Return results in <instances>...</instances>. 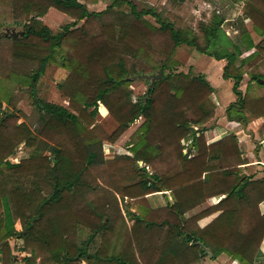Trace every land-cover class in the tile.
I'll use <instances>...</instances> for the list:
<instances>
[{
    "label": "trees",
    "instance_id": "1",
    "mask_svg": "<svg viewBox=\"0 0 264 264\" xmlns=\"http://www.w3.org/2000/svg\"><path fill=\"white\" fill-rule=\"evenodd\" d=\"M124 3L131 11L127 20L117 16L113 7ZM0 4L5 8L3 15L21 22L24 31L23 36L17 38L1 36L12 40V46L5 57L11 70L0 78V175L7 167L6 173L18 178L12 188L0 194L2 264H11L15 248L12 249L10 243L12 238L37 242L39 248L50 254V264H78L80 261L87 264H203L204 256L216 257L222 251L239 264H264V253L260 250L264 212L258 205L248 203L245 192V188L252 185L264 199V180L251 181L249 176L240 174L241 150L235 133L206 141L205 123L216 109L212 97L215 87L201 72L178 70L174 57L179 45L188 44L217 60L224 59L222 77L233 80L235 95V100L226 107V116L230 121L245 124L248 114L264 115V74L252 72L246 90L241 88L243 69L259 61L264 54V38L255 43L250 32L244 29L241 43L252 52L243 56L238 64L241 43L233 42L232 49L211 50L219 41L220 33L224 34L222 19L202 27L203 40H200L190 30L165 20L152 8L139 10L131 0H114L101 11L89 10L80 0H0ZM250 5L248 13L255 30L264 36V0H250ZM50 7L67 13L73 20L53 32L40 19ZM25 14L28 19L21 21ZM145 14L156 17L159 25L146 19ZM82 19H85L84 24L74 28ZM226 43L231 41L226 40ZM51 63H58L69 71L60 88L70 97L78 113L39 96V79ZM22 64H26L25 71H17ZM245 64L248 65L245 67ZM160 69L162 76L152 85L150 80L148 90L133 100L128 87L132 76L148 75ZM12 83H17L20 89H29L31 103L44 118L41 132L51 135L50 138L58 137L56 142L39 138L27 124L18 122ZM99 102L119 123L111 134L95 122ZM139 117H143V122L132 135L130 152L133 156L123 154L110 163L128 183L120 188L113 183L111 188H104L112 195V200L108 198L102 205L97 203V207L92 204L87 214L71 222L67 212L71 211L72 195L76 194L74 188L87 184L83 176L96 161V152L90 150L89 145L102 140L114 141ZM186 140L188 142L183 144ZM40 142L52 154L47 166L10 160L18 144L38 147ZM186 146L191 150L186 151ZM147 166L151 167V172ZM140 171L146 172L143 180L138 177ZM41 172L50 188L34 204L30 197L42 189L34 182ZM158 190H171L175 203L153 209L146 195ZM218 193L226 196L215 207L196 216H185L188 209ZM117 194L123 201L132 199V211L127 208L132 226L126 225L125 231L122 230L123 234L127 233L124 247L110 254L106 252L108 240L120 228L119 219L123 215L119 205L114 207ZM74 203L78 204L77 195ZM215 209L222 212L209 225L194 226L197 219ZM112 217L116 220L114 223ZM17 220L22 226L20 230L16 228ZM78 221L91 230L80 243L66 234V231L74 232ZM237 230L245 237L237 248H232L229 242ZM37 244L24 257L25 264H36ZM16 248L27 251L25 244H17Z\"/></svg>",
    "mask_w": 264,
    "mask_h": 264
},
{
    "label": "rangeland",
    "instance_id": "2",
    "mask_svg": "<svg viewBox=\"0 0 264 264\" xmlns=\"http://www.w3.org/2000/svg\"><path fill=\"white\" fill-rule=\"evenodd\" d=\"M84 2L89 10L93 11H101L107 8L108 5L112 4L114 0H80ZM139 10L141 9H150L155 10L159 13L165 20H169L171 22H175L177 26L184 28L185 30H190L191 34H195L198 36L200 40H203V30L202 27L210 26L214 24L217 19H222V29L223 33L219 35V41L215 46H212L213 50H223L224 48L232 49L231 44L241 43V35L244 29L250 32L255 43H259L264 36L261 35L257 30H255L253 21L251 20L249 13L250 12V0H131ZM250 5V6H249ZM115 10V14L117 16H121L123 18H130V7L126 3L122 5L113 6ZM4 6L0 4V31L4 30L6 27L15 28L16 30H23V25L21 22H15L13 19L9 18L7 15H3ZM28 15L25 14L22 16L21 21H25L28 19ZM144 17L152 22L154 25L158 26L159 23L156 17L151 16V14H145ZM43 23L49 26L53 32H57L61 29L63 24H66L72 21V17L67 13H64L54 7H50L47 12L40 18ZM85 19H82L76 27H80L84 24ZM226 40H230L231 43H226ZM12 46V40L4 39L0 37V78L4 77L11 70L9 64L5 61V57L8 56L9 51ZM241 55L238 56L237 61L240 64V60L243 56L250 54L252 50H246L241 43ZM175 59L177 60L176 68L178 70H182L186 73L193 72L203 73L208 78V73L212 75V80L214 84L218 87H221L220 92L225 97L227 93L230 92L232 96L234 93L232 88L230 89V85L228 86V80L222 77V73L220 74V66L222 63L218 62L213 56L205 53H201L194 46H190L188 44H181L176 48ZM56 58L59 60V53L56 54ZM223 64L226 63L224 59L221 60ZM213 65V66H212ZM248 64H245V67ZM26 64L19 65L17 67V71H25ZM244 70V78L241 82V88L243 91L246 90L247 82L250 79L251 73H260L264 74V54L260 57L259 61L255 62L248 66L247 69ZM68 70L62 68L58 63H51L46 67L45 73L40 77L38 82V93L39 96L43 99L54 102L57 104H61L67 107L69 110L78 113L77 109L71 104L70 97L65 94L64 91L60 88V84L64 83L68 77ZM154 73H158L155 71ZM220 74V75H219ZM215 75H219L218 77ZM232 85H233V80ZM150 79H146L144 77H136L132 78L128 87L131 90V95L133 100L138 96L143 95L149 87ZM13 84V83H12ZM14 101H15V113L18 117V122H24L28 125V127L33 130V132L39 136V138L49 139L51 142H56L58 137L50 138L49 134L42 133V125L44 122V118L42 117V113L39 108L33 105L28 97L29 89L26 87L24 89H20L18 84L14 83ZM256 85L253 83V88ZM262 91H264L262 89ZM216 102V108L219 104V93L214 92L212 94ZM219 104V105H218ZM264 116V115H263ZM223 117L222 110H216L214 116L205 123V128H209L210 125H215L217 120ZM261 117V116H260ZM251 118H258L248 114V121ZM95 122L98 123L107 133L111 134L117 130L119 127L118 121L109 113L106 106L99 102L98 103V114L94 118ZM143 122V117H139L134 122H132L129 127L114 141L102 140L97 143L89 145L90 150H94L96 152L95 163L90 165L85 172L83 178L86 181V185L75 187L74 192L75 195H72V206L69 207L65 205L66 208L69 207L71 211H68L69 217L71 218V222H74L81 216L87 214L89 207L95 204L96 207L98 204H105L104 201L108 198L112 200V195L105 191L104 188H111L112 183L117 187H122L128 183V180L122 178L118 173L114 171V169L110 166L111 161L118 159L123 154H131L130 148L132 145V135L138 126ZM89 127V126H88ZM219 131H223L226 129L225 126H220ZM235 133V132H232ZM205 139L208 142L210 137V132L207 130L204 132ZM43 142V141H42ZM40 142L38 147L27 146L25 143H20L17 146V150L14 154H12L9 158L12 162H20V161H31L35 162L37 165L47 166L49 157H52V154L49 150L44 149V144ZM188 140L184 141L183 144H186ZM186 151L189 150V147L186 146ZM44 163V164H43ZM6 170L4 173L0 175V194L5 191V189H10L12 186L18 181L16 177H10L7 167H4ZM151 169V167H149ZM148 170V169H147ZM148 172V171H147ZM43 172L39 174L38 177H35L34 182L41 185L42 189L36 192V194L31 195V202L37 203L38 200L43 198L50 186L47 183L46 179L42 175ZM145 171L138 172V177L140 179L145 178ZM8 175V176H7ZM129 182H132V178L129 179ZM143 186V184H141ZM77 195L78 204L75 205L74 199ZM118 196V194H117ZM115 201V198H114ZM126 201V202H125ZM125 201L121 200L118 196V200L116 199L115 208L117 205L122 209V219L121 226L117 233L113 232L108 240V247L106 252L108 253H117L123 247L125 240L127 238V233H122V230L125 231V226H130L131 216L127 213V208L132 211V199H126ZM98 203V204H97ZM100 205V208H101ZM76 206V207H74ZM92 208V207H91ZM134 210H137L134 208ZM124 211H126L124 213ZM71 212V213H70ZM17 211H15V214ZM18 214H20V210H18ZM71 214V215H70ZM0 215L3 216V205L0 201ZM82 219L87 222L89 220L86 217H82ZM114 218L112 217V223H114ZM73 223V224H74ZM74 232L69 233L66 231V234L73 236L74 241L80 243L85 237L90 234L91 230L85 225V223H81L80 221L76 222L74 226ZM43 230V229H42ZM72 239V238H71ZM97 242H100L98 238ZM12 246L11 256V264H25L24 257L27 256L28 252L31 251L32 246L36 245L32 239H24L15 240L12 238L10 240ZM25 244L27 251L20 252L16 248L17 244ZM73 245V244H72ZM36 251L34 254L37 255L35 263L36 264H44V263H52V260L49 258L50 254L48 251L41 249L36 246ZM30 254V253H29ZM2 259H0V262ZM103 263V262H102ZM101 263V264H102ZM2 264V262H1ZM78 264H87L86 261H80ZM210 264H217L214 262H210ZM225 264V263H224Z\"/></svg>",
    "mask_w": 264,
    "mask_h": 264
},
{
    "label": "crops",
    "instance_id": "3",
    "mask_svg": "<svg viewBox=\"0 0 264 264\" xmlns=\"http://www.w3.org/2000/svg\"><path fill=\"white\" fill-rule=\"evenodd\" d=\"M217 60V59H216ZM222 60V59H221ZM219 60L218 62L222 63L220 66V74L222 73L223 62ZM213 66V65H212ZM219 74V75H220ZM208 79L215 87V92L219 93V106L216 110H222L223 117L218 119L215 125H210L207 129L210 132V137L208 142H212L220 138L224 134H229L235 132L238 138V147L241 150V159L242 162L238 166L240 169V174L246 175L250 177L251 181H261L264 180V116L258 118H251L245 124H242L238 121H230L226 116V107L228 104L235 100V95L232 96L230 92L227 93V96H223L222 92H220L221 87H218L214 84L212 80V75L208 73ZM215 75V76H219ZM228 80V86L230 85V89L232 88L231 79ZM220 126H225L226 129L222 132L220 130ZM206 130V131H207ZM205 131V132H206ZM189 150H191L189 148ZM188 150V151H189ZM131 155V154H129ZM133 156V154H132ZM137 162L139 165H142V161L138 158ZM150 166H147V169L151 172L152 169H149ZM246 198H248V203L253 205H258L259 208L264 212V199L263 196L253 188L252 185H248L245 188ZM226 195L218 193L217 195H210L206 198L202 203H198L192 209H188L185 213L186 217L196 216L199 212L210 208L215 207ZM147 201L153 209H162L167 207V205H173L176 201V198L171 190H158L146 195ZM134 210V209H133ZM222 212V209H215L197 219L193 224L194 226L204 228L209 225L215 218ZM125 213V211H124ZM121 221V219H119ZM132 221V217H131ZM117 223V222H116ZM115 223V227H116ZM132 226V222L130 223L129 228ZM16 228L20 230L22 228L19 220L16 221ZM117 230V229H116ZM115 230V231H116ZM114 231V232H115ZM116 231L115 233H117ZM244 233L241 230H237L229 242V245L232 248H237L244 240ZM260 250L264 253V238L260 245ZM25 252V251H20ZM209 254H212V251L208 250ZM26 255H29L26 254ZM210 262H214L217 264H239L236 260L230 257L226 252H220L216 255V257H208L204 256L202 258L203 264H210ZM1 264V262H0ZM105 264V263H102Z\"/></svg>",
    "mask_w": 264,
    "mask_h": 264
},
{
    "label": "water",
    "instance_id": "4",
    "mask_svg": "<svg viewBox=\"0 0 264 264\" xmlns=\"http://www.w3.org/2000/svg\"><path fill=\"white\" fill-rule=\"evenodd\" d=\"M23 34H24L23 30L18 31L15 28H10V27H6L4 30L0 31V37L6 36V37L17 38L19 36H23ZM141 76H144L146 79H150L151 85H152L156 79L162 76V70L160 69L158 73H152L148 75H135V76H132V78L141 77Z\"/></svg>",
    "mask_w": 264,
    "mask_h": 264
}]
</instances>
